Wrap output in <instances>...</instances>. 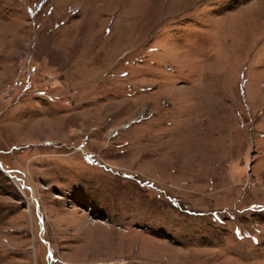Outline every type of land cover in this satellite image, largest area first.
Here are the masks:
<instances>
[{
	"label": "rangeland",
	"instance_id": "rangeland-1",
	"mask_svg": "<svg viewBox=\"0 0 264 264\" xmlns=\"http://www.w3.org/2000/svg\"><path fill=\"white\" fill-rule=\"evenodd\" d=\"M0 264H264V0H0Z\"/></svg>",
	"mask_w": 264,
	"mask_h": 264
}]
</instances>
